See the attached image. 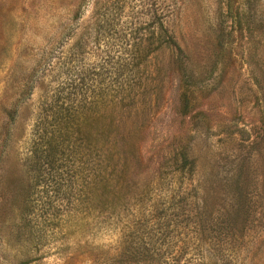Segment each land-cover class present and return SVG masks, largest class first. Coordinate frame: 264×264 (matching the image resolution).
<instances>
[{
  "label": "rangeland",
  "instance_id": "rangeland-1",
  "mask_svg": "<svg viewBox=\"0 0 264 264\" xmlns=\"http://www.w3.org/2000/svg\"><path fill=\"white\" fill-rule=\"evenodd\" d=\"M168 33L183 56L165 43ZM132 55L145 58L133 67ZM116 69L139 71L148 93L112 125L110 187L98 183L84 197L77 172L65 208L54 212L35 195L22 219L10 211L0 264H264V0H0V124L16 107L0 162L4 198L11 180L26 184L23 162L46 105L92 100ZM181 151L190 168H181ZM196 196L218 217L212 228L227 216L239 237L212 241L186 263L174 207ZM214 233L206 227L202 237ZM146 246L153 259L126 261Z\"/></svg>",
  "mask_w": 264,
  "mask_h": 264
},
{
  "label": "trees",
  "instance_id": "trees-1",
  "mask_svg": "<svg viewBox=\"0 0 264 264\" xmlns=\"http://www.w3.org/2000/svg\"><path fill=\"white\" fill-rule=\"evenodd\" d=\"M164 30L166 33L168 32L167 28ZM164 41L174 46L176 55L183 56V49L176 45L174 37L170 33L167 34ZM144 58L145 56L132 55L125 63L135 67ZM184 68L186 77L192 80L191 68L187 64ZM96 75L102 79V73L98 72ZM110 76L111 84L107 87L98 84L93 90L94 98L92 100L85 101V98L80 95L75 102L67 103L57 101L58 96H56L54 102H49L43 109V115L36 118L23 162L27 174L26 184L22 189H19L18 183L11 180L12 186L7 191V200L0 190V227L7 223L4 217L10 211L18 210L16 214L19 213V218L22 219L23 211L31 207L32 202L36 200L35 195H39V199H43L41 205L46 202L50 205L46 208L54 212H58L59 208H65V203H71L70 196L75 184L73 177L77 172L80 175L82 196L84 197L92 193L98 183L105 189L110 187L108 183H110L113 170H106V168L112 166L110 160L112 161L114 157L112 153V148L115 147L113 144L114 135L111 131L112 125L116 126L121 121L122 110L135 109L148 93L144 77L139 71L116 69ZM80 89L79 91H82ZM60 90H56V92H60ZM27 93L28 90H22L18 94V99ZM178 99L181 111L186 113L191 102L190 90L180 92ZM92 109H96V111L92 112ZM15 111L16 107H9L1 120L0 162L9 138V123L13 120ZM94 123L97 126L92 132L91 127ZM181 159V168L183 165L191 167V159L188 158L185 151H181ZM78 169L80 170L78 171ZM92 169L94 172H91ZM1 176L0 170V180ZM36 188L39 190H35ZM0 189H2L1 186ZM112 191H116L113 184ZM20 195L22 196L21 202H19ZM62 198L67 201L61 206L59 201ZM198 199L199 197L196 196V199L187 201L185 197H180L176 200L174 207L178 210V214L182 215L179 220L180 238L177 252L183 258L186 257L183 259L186 263L191 257L202 256V254H198V251H202L201 247L212 241L213 243L215 240L230 242L239 237L236 232H228V223L231 220L227 216L215 221L214 228H212L211 222L218 217L212 216L202 204L197 202ZM44 206L41 207L44 208ZM49 215L56 214L50 212ZM58 216L56 215V217ZM10 226L15 227L16 236L19 237L21 225L13 221ZM10 226L8 225V228ZM184 227L191 229L187 228L186 232H180ZM206 227L211 231H216L212 239L211 236L202 237ZM133 248L135 249H130L126 261L153 259L154 254H158L156 249L150 246L144 247L141 251L136 247ZM187 254H189L188 257Z\"/></svg>",
  "mask_w": 264,
  "mask_h": 264
}]
</instances>
